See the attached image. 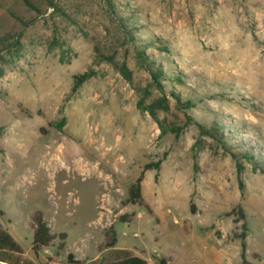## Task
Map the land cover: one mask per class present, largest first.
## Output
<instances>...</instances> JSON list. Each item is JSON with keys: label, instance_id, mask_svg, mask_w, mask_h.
<instances>
[{"label": "rangeland", "instance_id": "obj_1", "mask_svg": "<svg viewBox=\"0 0 264 264\" xmlns=\"http://www.w3.org/2000/svg\"><path fill=\"white\" fill-rule=\"evenodd\" d=\"M29 1L0 0V224L22 247L11 257L241 264L245 242L264 264V0ZM38 212L66 239L35 251Z\"/></svg>", "mask_w": 264, "mask_h": 264}, {"label": "trees", "instance_id": "obj_2", "mask_svg": "<svg viewBox=\"0 0 264 264\" xmlns=\"http://www.w3.org/2000/svg\"><path fill=\"white\" fill-rule=\"evenodd\" d=\"M27 6H31V2L29 0H23ZM16 17V16H15ZM18 20L20 18L16 17ZM13 37L11 34H6L4 36L5 41L8 42L7 46L11 44L10 39ZM3 50L0 49V59H3V56L1 55V52ZM139 55L141 58H143V53L139 52ZM111 59V58H110ZM118 70L128 79H131L132 76V70L127 66V63L123 62L121 65L117 66ZM147 68L152 71V66L147 65ZM161 74L162 73H155L152 72L153 78L157 82L159 88L163 91L162 82H161ZM1 75V74H0ZM92 71H85L82 73H78L74 75V84L72 86V92H77L78 89L89 79L93 76ZM143 101H140L139 105H142ZM188 104L191 105V102L188 101ZM168 103L165 97L161 98L160 100L154 102L150 105V111L155 119H157L156 110L157 109H167ZM61 123H64V120H62ZM60 126V124H59ZM201 132L203 134L211 135L208 130L204 128L203 125H200ZM1 129V128H0ZM211 129L214 131V134L218 137L219 141L225 146L226 149H228L234 156L236 154L233 152L232 148L228 147V144L226 142V139L224 137V132L221 130V126L218 123H215ZM245 157H248L249 160H254V156H250L249 154H244ZM158 166V163L154 164ZM242 166L239 164V170L241 171ZM261 170L264 173V167L261 166ZM141 178H138L137 182L130 188L129 196L130 199L133 201H137L142 199V192H141ZM35 222H36V228L34 230L33 235V249L35 251H38L44 247H48L52 244V242L59 236L62 240L66 239V235L64 233L59 234L58 236L51 231V228L49 226V223L44 219V216L41 212H38L35 215ZM64 243H61L58 247L59 249H62L64 247ZM246 243L242 242V252H241V264H251V262L246 257ZM15 252H22V247L20 244L15 240V238L12 236V234L2 228L0 224V261H6L10 260L11 253ZM69 259H72V255L69 254ZM163 263L164 260H163ZM103 264H148L147 260L137 254H133L128 250H121L119 254L112 259H108L103 262Z\"/></svg>", "mask_w": 264, "mask_h": 264}, {"label": "crops", "instance_id": "obj_3", "mask_svg": "<svg viewBox=\"0 0 264 264\" xmlns=\"http://www.w3.org/2000/svg\"><path fill=\"white\" fill-rule=\"evenodd\" d=\"M15 253H18V254H20V253H22V252H15ZM11 255H12V253H11ZM11 255H10V260H6V261H0V264H39V263H34V262H27V263H23L22 262V260H21V258H18V256H17V258L15 259V258H13V256L11 257ZM247 257V259H248V256H246ZM249 260V259H248ZM250 261V260H249ZM251 262V261H250ZM41 264V263H40ZM47 264V263H46ZM49 264H57L56 262H50Z\"/></svg>", "mask_w": 264, "mask_h": 264}, {"label": "bare ground", "instance_id": "obj_4", "mask_svg": "<svg viewBox=\"0 0 264 264\" xmlns=\"http://www.w3.org/2000/svg\"><path fill=\"white\" fill-rule=\"evenodd\" d=\"M92 125H93V124H92ZM92 125H91V126H92ZM98 126H99V125H98ZM100 126H101V125H100ZM92 127H93V126H92ZM96 127H97V126H96ZM91 129H92V128H91ZM92 130H93V129H92ZM90 134H91V133H90ZM86 135H87V134H86ZM91 135H92V134H91ZM91 138H92V137H91ZM93 139H94V138H93ZM95 139H96V137H95ZM97 139H98V138H97ZM94 143H95V142H94ZM96 167H97V166H96Z\"/></svg>", "mask_w": 264, "mask_h": 264}, {"label": "built area", "instance_id": "obj_5", "mask_svg": "<svg viewBox=\"0 0 264 264\" xmlns=\"http://www.w3.org/2000/svg\"><path fill=\"white\" fill-rule=\"evenodd\" d=\"M52 9V8H51Z\"/></svg>", "mask_w": 264, "mask_h": 264}]
</instances>
